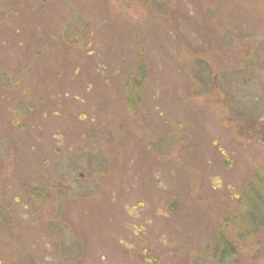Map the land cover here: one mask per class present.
Instances as JSON below:
<instances>
[{
    "label": "rangeland",
    "instance_id": "rangeland-1",
    "mask_svg": "<svg viewBox=\"0 0 264 264\" xmlns=\"http://www.w3.org/2000/svg\"><path fill=\"white\" fill-rule=\"evenodd\" d=\"M256 218L264 0H0V264H264Z\"/></svg>",
    "mask_w": 264,
    "mask_h": 264
},
{
    "label": "trees",
    "instance_id": "trees-1",
    "mask_svg": "<svg viewBox=\"0 0 264 264\" xmlns=\"http://www.w3.org/2000/svg\"><path fill=\"white\" fill-rule=\"evenodd\" d=\"M261 210H262V207H261ZM255 221H256L255 224L256 223H260L261 224V223H264V218L262 220L256 218ZM219 244H220L219 246H221V254H223V256H224V254H227V256L230 255L229 252H227L228 251V246L226 247V245H225L224 247H222V245H223L222 242H220Z\"/></svg>",
    "mask_w": 264,
    "mask_h": 264
}]
</instances>
